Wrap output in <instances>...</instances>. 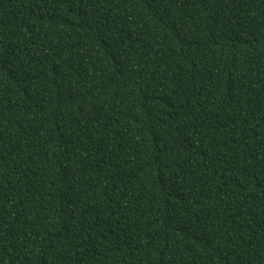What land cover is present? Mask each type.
I'll use <instances>...</instances> for the list:
<instances>
[{
	"label": "trees",
	"instance_id": "1",
	"mask_svg": "<svg viewBox=\"0 0 264 264\" xmlns=\"http://www.w3.org/2000/svg\"><path fill=\"white\" fill-rule=\"evenodd\" d=\"M0 264H264V0H0Z\"/></svg>",
	"mask_w": 264,
	"mask_h": 264
}]
</instances>
